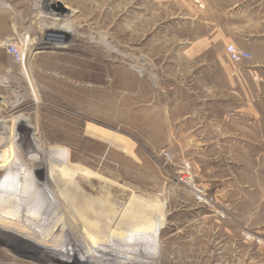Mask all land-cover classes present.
<instances>
[{
  "label": "rangeland",
  "instance_id": "1",
  "mask_svg": "<svg viewBox=\"0 0 264 264\" xmlns=\"http://www.w3.org/2000/svg\"><path fill=\"white\" fill-rule=\"evenodd\" d=\"M259 18L264 0H0V178L19 185L1 190L10 197L0 205V264H264L261 197L234 192L230 208L183 158L194 141L195 72L220 49L214 35L243 41ZM200 42L213 46L198 48L195 61ZM53 147L62 149L44 152ZM29 158L35 170L10 167ZM183 162L190 187L178 179ZM66 163L85 169L75 173L83 181L67 180L57 195ZM29 171L49 191L22 192L36 187L22 177ZM88 193L121 212L160 210L157 246L89 250L92 227L76 223L87 217Z\"/></svg>",
  "mask_w": 264,
  "mask_h": 264
},
{
  "label": "crops",
  "instance_id": "2",
  "mask_svg": "<svg viewBox=\"0 0 264 264\" xmlns=\"http://www.w3.org/2000/svg\"><path fill=\"white\" fill-rule=\"evenodd\" d=\"M233 33L214 35L213 43L219 42L220 49L195 72L199 93L194 96L196 115L190 122L194 141L190 145L192 152L185 151L183 156L199 180L210 181L205 186H212L217 196L224 194L230 208L234 192H238V199H244L245 192L251 190L261 197L258 204L264 205L260 195L264 193V20L259 18L257 33H247L243 41ZM229 43L250 53L251 58L230 60L225 51ZM199 45H195V61L198 48L201 54L213 46H203L202 42ZM205 58L207 55L200 57L202 61ZM186 97L179 96L180 101ZM179 115L187 117V121L190 114L186 111ZM250 158L256 166L253 172L248 171ZM237 168L241 171H235Z\"/></svg>",
  "mask_w": 264,
  "mask_h": 264
},
{
  "label": "bare ground",
  "instance_id": "3",
  "mask_svg": "<svg viewBox=\"0 0 264 264\" xmlns=\"http://www.w3.org/2000/svg\"><path fill=\"white\" fill-rule=\"evenodd\" d=\"M55 30V29H54ZM53 34V33H51ZM61 37L63 36L60 35ZM16 52L19 53V61L22 58V55L20 51L18 50L17 46L15 45ZM2 127V126H1ZM5 128V127H3ZM1 129V128H0ZM8 129V128H7ZM5 131V130H4ZM3 132V131H2ZM28 132V135H31L33 133ZM32 136L31 138H33ZM56 149H62L60 147H53V148H47L44 150L46 154H50L51 151ZM16 150V149H15ZM14 151V150H13ZM43 151V150H42ZM41 152V151H40ZM25 157V156H24ZM26 158V157H25ZM26 160V159H25ZM28 163L25 162L22 163V161L19 159V161L11 160L10 167L15 169L20 164L22 165L23 170H35V167H29L26 168L29 164L34 165V160L29 158ZM27 162V161H26ZM85 171V169L80 168L78 165L72 164V163H66L64 164L62 168L59 169V180L57 182V195H64L63 194V187H65V183L71 182V184H77L81 187L80 182L83 181V177L76 176V171ZM15 172V171H14ZM27 176L26 180L30 183H34L36 187L33 190H29L28 187L24 185H20V190L23 192V190H26L28 193H36L40 192L42 194V191H49V187L47 185L42 184L41 188L39 186V183L35 181L33 178L34 172L29 171L26 174H22V177ZM2 180V183H0V205L2 203H5L6 200H8L7 197L9 196V193H2L1 190L4 188L5 185H9V188H17L19 185L17 184V187L15 186V183L13 180H11L10 177H7L6 179L0 178ZM68 180V181H67ZM53 181V180H52ZM49 181V182H52ZM93 181V180H92ZM54 182V181H53ZM72 184V185H73ZM110 185V184H109ZM15 186V187H12ZM86 188V187H85ZM86 191V190H84ZM25 192V191H24ZM21 193V192H19ZM18 193V194H19ZM90 194V193H88ZM91 198L84 201L88 206L89 210H87L88 214L86 218H79L76 223L77 226H80L82 229H85L87 226H90L91 233L89 232L88 238L86 239V245H88V249L92 250L95 254H101V252H107L108 246H118L120 249L128 250L137 252L141 249H144L145 247H148V250H151L157 246V239L159 235V228L161 227L162 222V213L160 210L157 212L149 211L148 208L142 207H135L134 209H126L123 212L121 210L116 209L115 207H112L108 203H102L98 198L94 197L92 194H90ZM30 197V195H29ZM28 197V198H29ZM31 201L33 202V198H31ZM12 204V202H11ZM5 207L4 205L2 208L0 207V212L3 213ZM3 216V215H2ZM0 216V225L3 227L6 223V220H1L3 217ZM157 216H160L157 218ZM155 219L153 220V218ZM164 217V216H163ZM160 220V221H159ZM105 223V229H102V225ZM136 254V253H135Z\"/></svg>",
  "mask_w": 264,
  "mask_h": 264
},
{
  "label": "built area",
  "instance_id": "4",
  "mask_svg": "<svg viewBox=\"0 0 264 264\" xmlns=\"http://www.w3.org/2000/svg\"><path fill=\"white\" fill-rule=\"evenodd\" d=\"M225 51L229 57L230 60L234 62H238L242 59H249L251 58V54L237 48L233 43H229L225 46ZM230 115V114H229ZM161 155L163 159L167 162L171 161L173 159L172 153H170L168 150H162ZM178 172V179L187 186H192L193 184L191 183V172H190V165L188 162H183L182 166L180 169L177 171ZM196 187V186H195ZM195 191L197 192L198 199L199 200H204V202H208V200L212 201V197H208L205 192H203L202 189L196 187L194 188ZM205 195L207 196V199H205Z\"/></svg>",
  "mask_w": 264,
  "mask_h": 264
},
{
  "label": "water",
  "instance_id": "5",
  "mask_svg": "<svg viewBox=\"0 0 264 264\" xmlns=\"http://www.w3.org/2000/svg\"><path fill=\"white\" fill-rule=\"evenodd\" d=\"M58 5H59V8L61 9V4L60 3H58ZM63 8V7H62Z\"/></svg>",
  "mask_w": 264,
  "mask_h": 264
}]
</instances>
